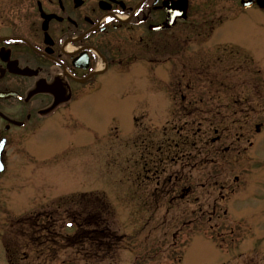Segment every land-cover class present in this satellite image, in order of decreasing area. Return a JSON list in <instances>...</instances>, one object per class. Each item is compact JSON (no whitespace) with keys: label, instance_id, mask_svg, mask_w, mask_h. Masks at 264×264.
<instances>
[{"label":"rangeland","instance_id":"1","mask_svg":"<svg viewBox=\"0 0 264 264\" xmlns=\"http://www.w3.org/2000/svg\"><path fill=\"white\" fill-rule=\"evenodd\" d=\"M214 2L162 64L104 78L46 157L18 154L0 264H264V18ZM105 228L121 241L86 239Z\"/></svg>","mask_w":264,"mask_h":264},{"label":"flooded vegetation","instance_id":"2","mask_svg":"<svg viewBox=\"0 0 264 264\" xmlns=\"http://www.w3.org/2000/svg\"><path fill=\"white\" fill-rule=\"evenodd\" d=\"M211 1L196 27L195 0H0V232L18 227L2 220L19 204L18 154L46 157L36 145L63 142L75 105L122 68L162 64L166 35L213 23ZM232 1L264 18V0Z\"/></svg>","mask_w":264,"mask_h":264},{"label":"trees","instance_id":"3","mask_svg":"<svg viewBox=\"0 0 264 264\" xmlns=\"http://www.w3.org/2000/svg\"><path fill=\"white\" fill-rule=\"evenodd\" d=\"M78 233L83 234L82 230ZM86 239H90L91 242L97 244L98 247L103 244V246L110 248L112 245L115 244V242L121 241L122 237H117L115 234L105 228L100 231L94 230L90 233L88 232L86 234Z\"/></svg>","mask_w":264,"mask_h":264},{"label":"water","instance_id":"4","mask_svg":"<svg viewBox=\"0 0 264 264\" xmlns=\"http://www.w3.org/2000/svg\"><path fill=\"white\" fill-rule=\"evenodd\" d=\"M168 20H167V22H165V24L162 27H160V29H168L169 27H171V24H168Z\"/></svg>","mask_w":264,"mask_h":264}]
</instances>
